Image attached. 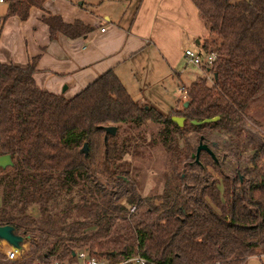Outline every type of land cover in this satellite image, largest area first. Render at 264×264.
Listing matches in <instances>:
<instances>
[{"label":"trees","instance_id":"trees-1","mask_svg":"<svg viewBox=\"0 0 264 264\" xmlns=\"http://www.w3.org/2000/svg\"><path fill=\"white\" fill-rule=\"evenodd\" d=\"M4 1L0 26L10 15L26 19L30 7L44 2ZM191 1L221 40L211 83L208 74L188 86L180 82L187 98L167 113L134 99L111 68L67 97L36 83L39 54L25 65L0 61V154L13 161L0 167V224L15 226L27 242L20 259L4 264L72 259L80 249L111 264H137L135 256L143 264H245L264 252V140L253 147L251 166L231 175L216 152L214 158L201 149L195 160L198 143L187 138L193 132L204 142L224 131L222 155L239 157L233 137L250 101L264 93V0ZM41 19L51 38L91 29L58 13ZM173 114L185 116L182 126ZM148 122L161 126L147 136L141 126ZM110 124L114 134L104 129ZM157 143L173 151L170 171L161 191L142 194L127 155H143Z\"/></svg>","mask_w":264,"mask_h":264},{"label":"crops","instance_id":"crops-1","mask_svg":"<svg viewBox=\"0 0 264 264\" xmlns=\"http://www.w3.org/2000/svg\"><path fill=\"white\" fill-rule=\"evenodd\" d=\"M47 12L60 14L66 22L81 20L91 29L82 36L58 33L51 38L41 19ZM216 41L218 35L191 0H44L43 8L30 7L26 19L10 15L4 20L0 61L25 65L39 54L36 83L67 97L111 68L129 92L128 82L142 94L139 101L154 104L150 93H144L146 86L162 83L166 76L185 84L186 65L194 63L183 55L184 49L196 46L199 52L206 42L217 47ZM197 67L208 73L206 67ZM255 257L264 261V252L249 256L245 264H255Z\"/></svg>","mask_w":264,"mask_h":264},{"label":"rangeland","instance_id":"rangeland-1","mask_svg":"<svg viewBox=\"0 0 264 264\" xmlns=\"http://www.w3.org/2000/svg\"><path fill=\"white\" fill-rule=\"evenodd\" d=\"M7 4L6 2H0V18L6 12ZM215 34L218 35V41L221 40L219 33L212 29ZM196 46L193 47L197 53L200 52V56H205V50L201 49L199 52L196 50ZM187 74L186 78L183 79L184 85L188 86L193 78L195 79L197 76H202L205 73L201 71L197 66H204L203 64L194 65L192 63H187ZM209 74V73H207ZM194 75V76H193ZM207 83H211V75H207ZM177 80L172 79L170 76H166L163 78L162 83H151L147 85L145 88V92L149 95L151 99L155 101L154 105L163 113H167L171 110L173 106L177 104L178 107H181V102L186 100L187 95L186 92L183 94L179 90L180 84L177 85ZM130 89V95L134 99H140L142 94L137 90L131 88L130 82L127 83ZM160 94V95H159ZM152 96L155 98H152ZM180 98V101L177 103V99ZM246 113L248 114L246 122L240 126L239 132L235 134L233 139L238 141L239 144V157H234L231 153H227L226 156L222 155V148L223 146H227V143H224V137H226V132H222L219 134L211 135L210 138L206 139L205 141L210 145L211 141L218 142V146H212V149L216 154L221 157L224 169L228 174L233 175L236 168L238 166H251L250 155L253 151V147H256L260 144V142L264 139V93L261 95L253 98L247 109ZM160 124L148 122L145 125H142V130H145L147 136L151 133L155 134L158 129L160 128ZM263 129V130H262ZM188 140L192 145L198 143L197 136L193 132L188 133L187 135ZM232 139V141H233ZM204 141V142H205ZM180 142L182 140L180 139ZM149 151L144 152L143 155L138 154L136 156H129L127 155L132 163L138 169V178L142 183V194L152 193L153 191H161L163 186V179L164 176L170 171V158L173 156V151L168 150L165 148L161 143H157L153 146L148 147ZM264 158V157H263ZM262 158V160H263ZM264 162V161H262ZM84 187V184H81ZM1 203V200H0ZM255 264H264V261H259L256 257L253 258Z\"/></svg>","mask_w":264,"mask_h":264},{"label":"built area","instance_id":"built-area-1","mask_svg":"<svg viewBox=\"0 0 264 264\" xmlns=\"http://www.w3.org/2000/svg\"><path fill=\"white\" fill-rule=\"evenodd\" d=\"M0 1H3V0H0ZM199 54L200 53H197L190 48H186L183 51V55L188 60L192 61L194 64H196V65L203 64L206 66V68L211 69V67L213 66L214 61L217 57L216 48L215 47H209L208 50H205V56L204 57H201ZM209 74L210 75L212 74L211 70L209 71ZM179 90L183 94L186 92V90L182 86L179 87ZM262 137H264V134ZM134 207H135L134 205H131L129 210L133 211ZM1 245H0V251L3 253V255L0 256V264H4L2 262V260H10V259L18 260V259H20L22 254L24 253V251L27 249V242H25V246H24L23 250H21L20 252L13 249L7 243H4L2 246ZM133 260L137 264H143L144 263V259L140 256H135L133 258ZM29 264H111V263H109L104 258H99L95 255H90L85 250L80 249L77 252H75V257L72 259H64V260L56 259V260H52V261H45V260H41L39 258H34L29 262Z\"/></svg>","mask_w":264,"mask_h":264},{"label":"water","instance_id":"water-1","mask_svg":"<svg viewBox=\"0 0 264 264\" xmlns=\"http://www.w3.org/2000/svg\"><path fill=\"white\" fill-rule=\"evenodd\" d=\"M184 105H186V102H184ZM217 118L218 116L207 117V118H204L203 121L205 122L213 121ZM171 119L178 126H182L184 124L185 116L173 114L171 115ZM191 122L197 124L202 121L192 119ZM104 129L107 133L114 134L116 132V125H112V124L106 125L104 126ZM201 149L208 151L214 158H216L213 149L208 145V143L200 140L196 146L195 152L191 154V155H195V160H198V154ZM80 151L84 152L85 154L87 153V143L86 142L83 143V145L80 148ZM12 164H13V161L9 153L0 154V167L5 168L7 166H11ZM25 242H26V237L24 236V234L19 233L15 226L11 224H7V223L0 224V245L2 243H7L13 249L20 252L21 250H23L25 246Z\"/></svg>","mask_w":264,"mask_h":264},{"label":"bare ground","instance_id":"bare-ground-1","mask_svg":"<svg viewBox=\"0 0 264 264\" xmlns=\"http://www.w3.org/2000/svg\"><path fill=\"white\" fill-rule=\"evenodd\" d=\"M3 244H4V243H3ZM3 244H2V245H3ZM2 245H1V246H2Z\"/></svg>","mask_w":264,"mask_h":264}]
</instances>
